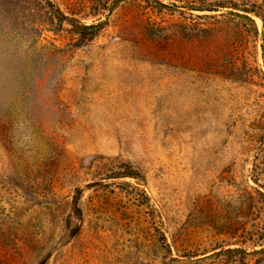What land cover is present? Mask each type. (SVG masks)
Listing matches in <instances>:
<instances>
[{
  "label": "rangeland",
  "instance_id": "374dc122",
  "mask_svg": "<svg viewBox=\"0 0 264 264\" xmlns=\"http://www.w3.org/2000/svg\"><path fill=\"white\" fill-rule=\"evenodd\" d=\"M0 264H264V0H0Z\"/></svg>",
  "mask_w": 264,
  "mask_h": 264
}]
</instances>
